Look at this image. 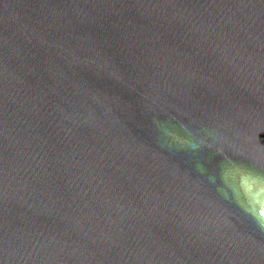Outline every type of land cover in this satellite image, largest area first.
I'll use <instances>...</instances> for the list:
<instances>
[{"label":"water","instance_id":"obj_1","mask_svg":"<svg viewBox=\"0 0 264 264\" xmlns=\"http://www.w3.org/2000/svg\"><path fill=\"white\" fill-rule=\"evenodd\" d=\"M0 264H264V0H0Z\"/></svg>","mask_w":264,"mask_h":264}]
</instances>
